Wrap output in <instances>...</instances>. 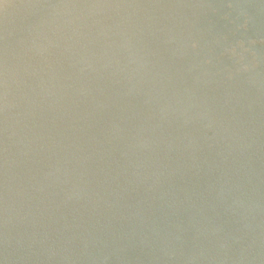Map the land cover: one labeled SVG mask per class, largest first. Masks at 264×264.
Masks as SVG:
<instances>
[{
  "label": "water",
  "instance_id": "1",
  "mask_svg": "<svg viewBox=\"0 0 264 264\" xmlns=\"http://www.w3.org/2000/svg\"><path fill=\"white\" fill-rule=\"evenodd\" d=\"M0 264H264V0H0Z\"/></svg>",
  "mask_w": 264,
  "mask_h": 264
}]
</instances>
